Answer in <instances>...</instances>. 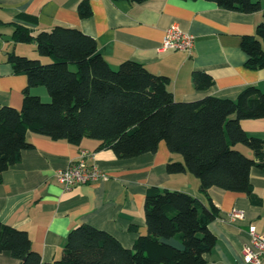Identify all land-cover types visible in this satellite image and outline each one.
Returning a JSON list of instances; mask_svg holds the SVG:
<instances>
[{"label":"crops","instance_id":"1","mask_svg":"<svg viewBox=\"0 0 264 264\" xmlns=\"http://www.w3.org/2000/svg\"><path fill=\"white\" fill-rule=\"evenodd\" d=\"M85 1L92 10L89 18L79 14ZM261 5V11L244 14L223 10L207 0H147L141 4L129 0H0V109L21 110L28 84L26 75L15 73L10 55L45 61L34 44L15 43L17 25L34 35L56 26L78 28L97 40L114 70L126 61H135L151 73L169 78L178 102L209 96L236 100L250 86L264 92V70L247 68V55L241 47L243 37L255 35L264 22V0ZM23 15L36 17L38 23L22 20ZM173 26L194 36L191 55L161 50ZM195 72L212 76L213 86L198 90ZM30 93L51 102L44 87ZM241 125L249 137L264 139V120H243ZM27 141L32 149L23 152L20 163L5 172L0 183V222L26 231L33 250L45 263L62 258L70 232L82 225L103 230L132 249L140 236L148 234L144 205L150 187L181 191L204 204L212 201L219 209L220 216L211 225L217 244L206 256L209 264H245L242 251L251 244L250 227L264 234V170L251 172L254 193L262 200L255 206L244 193L219 188L203 193L200 180L190 172L169 174L170 162L184 160L171 153L165 142L155 153L120 160L110 149L99 150L100 143L91 139L75 146L28 133ZM235 148L252 154L243 145ZM84 152L107 177L65 190L57 175L78 162ZM234 211L243 213L244 219L232 220ZM0 264L20 261L5 252L0 253Z\"/></svg>","mask_w":264,"mask_h":264},{"label":"trees","instance_id":"2","mask_svg":"<svg viewBox=\"0 0 264 264\" xmlns=\"http://www.w3.org/2000/svg\"><path fill=\"white\" fill-rule=\"evenodd\" d=\"M207 1L244 14L262 9L261 0ZM79 14L92 15L88 2L81 3ZM21 18L38 23L33 16ZM13 39L34 44L49 63L10 55L15 73L26 75L28 84L21 110L0 109V183L4 173L20 163L23 152L32 149L28 133L75 146L95 140L99 150L110 149L120 160L155 153L165 142L184 160L170 162L169 174L190 172L200 180L203 193L211 188L244 193L253 205H261L251 172L264 170V139L249 137L241 125L243 120H264V92L258 87H247L236 100L209 96L178 102L169 78L135 61L114 70L97 40L78 28L56 26L34 35L17 25ZM241 47L247 55L246 67L264 70V22L255 35L243 37ZM194 83L206 91L214 80L195 72ZM37 87L46 88L51 102L31 95ZM237 145L252 154L236 149ZM144 210L148 234L140 236L132 249L103 230L82 225L70 232L62 258L45 263L26 231L0 222V253H10L20 264H209L206 256L217 244L211 225L220 216L212 201L204 204L181 191L150 187Z\"/></svg>","mask_w":264,"mask_h":264},{"label":"built area","instance_id":"3","mask_svg":"<svg viewBox=\"0 0 264 264\" xmlns=\"http://www.w3.org/2000/svg\"><path fill=\"white\" fill-rule=\"evenodd\" d=\"M194 43V36L181 31L177 26H173L167 31L161 50H176L191 55ZM88 157V153H82L78 162L70 164L66 169L58 173V181L65 190L95 183L107 177L106 173L88 161ZM230 218L232 220L244 219V215L241 212L234 211ZM249 235L251 244L245 246L242 251L244 263L264 264V234L258 233L256 228L251 226Z\"/></svg>","mask_w":264,"mask_h":264},{"label":"rangeland","instance_id":"4","mask_svg":"<svg viewBox=\"0 0 264 264\" xmlns=\"http://www.w3.org/2000/svg\"><path fill=\"white\" fill-rule=\"evenodd\" d=\"M39 54V53H38ZM31 59H37V60H40V58H31ZM43 63H49V60L48 59H45V61H42ZM173 175H177V174H173Z\"/></svg>","mask_w":264,"mask_h":264}]
</instances>
